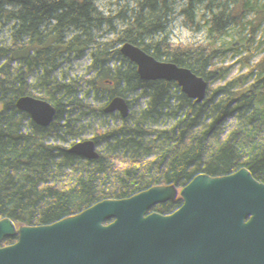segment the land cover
<instances>
[{
	"label": "trees",
	"instance_id": "1",
	"mask_svg": "<svg viewBox=\"0 0 264 264\" xmlns=\"http://www.w3.org/2000/svg\"><path fill=\"white\" fill-rule=\"evenodd\" d=\"M87 6L99 44L83 49L84 36L73 27L70 51L83 60L88 85L95 87L62 97L45 99L59 78L53 17L37 13L0 29L6 94L0 104V264H42L46 226L63 218L58 209L77 213L89 239L105 240L75 264H111L127 255L133 235L122 195L132 127L119 124L130 119L136 99L141 104V87L140 80H123L159 71L152 74L155 83L163 86L169 74L174 93L166 101L164 138L149 164L151 228L160 244L201 229L200 247L180 251L173 264H221L228 253L226 220L183 208L180 158L198 91L189 65L263 46L264 0H87ZM229 118L249 144L248 170L264 182L263 70L253 68L252 78L239 85ZM87 161L91 166L84 169L105 181L106 228L79 194L62 187ZM247 214L264 264V201L249 204Z\"/></svg>",
	"mask_w": 264,
	"mask_h": 264
},
{
	"label": "rangeland",
	"instance_id": "2",
	"mask_svg": "<svg viewBox=\"0 0 264 264\" xmlns=\"http://www.w3.org/2000/svg\"><path fill=\"white\" fill-rule=\"evenodd\" d=\"M37 13L54 18L53 34L60 48L59 78L49 87L51 95L45 99L94 88L88 85L89 77L82 70L83 60L76 55L78 53L70 51L76 34L73 27L84 36L83 49L91 52L99 44V32L87 0H0V29ZM263 58L264 45L189 65L198 82V91L187 112L186 143L180 158L183 208L210 210L226 220L228 253L221 264H261L257 253L261 247L248 224L247 207L252 202L264 201V182L248 170L249 144L233 127L229 108L239 85L252 78L255 63ZM152 74L161 72L145 73L123 81L140 80L142 92L146 84L160 86ZM165 76L164 85L171 82L169 74ZM2 84L0 75V104L6 101ZM131 106L130 112L140 109L137 99ZM130 119L122 122L121 127L131 126ZM85 166H91L89 161L66 179L62 187L79 194L92 208L96 224L106 228L102 206L105 181L92 176ZM58 210L64 212L63 218L46 226L42 264H75L91 257L105 240L101 237L89 239L78 225L80 216L77 213Z\"/></svg>",
	"mask_w": 264,
	"mask_h": 264
},
{
	"label": "water",
	"instance_id": "3",
	"mask_svg": "<svg viewBox=\"0 0 264 264\" xmlns=\"http://www.w3.org/2000/svg\"><path fill=\"white\" fill-rule=\"evenodd\" d=\"M255 66L264 68V58ZM173 93L171 84L158 88L150 83L142 89V113L131 131L129 149L133 156L128 162L122 195L133 243L126 256L111 264H173L179 258L178 250L193 251L201 244V230L195 235L179 237L174 245L159 244L149 218V164L158 143L164 138L166 101Z\"/></svg>",
	"mask_w": 264,
	"mask_h": 264
},
{
	"label": "built area",
	"instance_id": "4",
	"mask_svg": "<svg viewBox=\"0 0 264 264\" xmlns=\"http://www.w3.org/2000/svg\"><path fill=\"white\" fill-rule=\"evenodd\" d=\"M140 112H141V109H139V110H132L131 112H130V117H131V119H130V125H133L134 124V122H135V120L138 118V116L140 115ZM120 126L122 125V124H119Z\"/></svg>",
	"mask_w": 264,
	"mask_h": 264
},
{
	"label": "bare ground",
	"instance_id": "5",
	"mask_svg": "<svg viewBox=\"0 0 264 264\" xmlns=\"http://www.w3.org/2000/svg\"><path fill=\"white\" fill-rule=\"evenodd\" d=\"M165 85H167V84H165ZM163 86H164V85H163ZM161 87H162V86H161ZM158 88H160V87H158ZM200 230H201V229H200ZM200 230H199V231H200ZM201 232H202V230H201ZM201 232H200V233H201ZM200 245H201V244H200ZM199 247H200V246H199ZM197 249H198V248H197ZM178 251H179V256H180V251H186V250H178ZM189 252H191V251H189ZM178 259H179V258H178ZM176 262H177V261H176ZM176 262H175V263H176Z\"/></svg>",
	"mask_w": 264,
	"mask_h": 264
}]
</instances>
